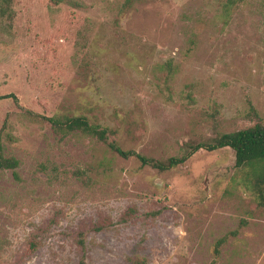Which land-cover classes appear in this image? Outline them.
<instances>
[{
	"label": "rangeland",
	"instance_id": "374dc122",
	"mask_svg": "<svg viewBox=\"0 0 264 264\" xmlns=\"http://www.w3.org/2000/svg\"><path fill=\"white\" fill-rule=\"evenodd\" d=\"M10 93L0 129L19 165L0 173V264H264V205L230 149L159 172L23 113L85 117L158 161L264 123L263 3L0 0Z\"/></svg>",
	"mask_w": 264,
	"mask_h": 264
},
{
	"label": "trees",
	"instance_id": "16d2710c",
	"mask_svg": "<svg viewBox=\"0 0 264 264\" xmlns=\"http://www.w3.org/2000/svg\"><path fill=\"white\" fill-rule=\"evenodd\" d=\"M12 0H9L11 2ZM264 4V0H257ZM11 99L18 104L17 97L10 93L0 96V100ZM23 113L33 121L46 122L55 131L67 133L80 132L83 135L95 138L107 144L111 150L124 159L134 157L138 159L141 166H149L159 172L171 170L179 165L185 164L198 151L214 152L220 149H230L234 154V168L247 169L246 179L251 189L256 193L261 206L264 205V123L257 122L254 125L229 133H217L214 137L204 141L185 143L182 147L183 153L177 157H171L164 161L147 158L134 150H124L116 142L110 140L113 133L110 129L91 123L85 117H43L30 110L23 109ZM3 128L0 129V173L4 171H15L19 162L12 156H6L2 144ZM132 215H128L131 218ZM128 219H123L125 223ZM245 223H241L243 226ZM238 232L233 231L221 237L213 247L214 255L218 256L220 249L226 244L229 237L237 236ZM81 240H79L80 242ZM79 264H86L82 257Z\"/></svg>",
	"mask_w": 264,
	"mask_h": 264
}]
</instances>
